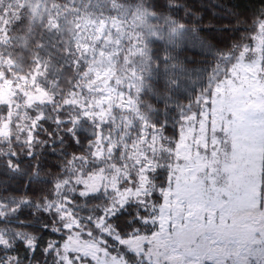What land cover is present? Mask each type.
Here are the masks:
<instances>
[{"label": "snow or ice", "instance_id": "obj_1", "mask_svg": "<svg viewBox=\"0 0 264 264\" xmlns=\"http://www.w3.org/2000/svg\"><path fill=\"white\" fill-rule=\"evenodd\" d=\"M115 5L109 12L119 17L125 11V22L143 9L142 17L156 25L139 46L147 71L154 69L162 81L155 88L147 86L155 100V107L149 108L156 117L149 121L137 115L142 158L122 179L123 160L112 164L110 172L101 166L86 176L80 169L79 179L69 180L67 165H102L111 162L118 149L108 144L109 136L103 141L107 157L103 151L84 154L76 131L78 118H61L74 102L65 101L56 109L55 139L44 128L47 117L41 113L27 133L30 147L25 153L4 154L9 172L20 176L21 188L44 194L11 208L0 200V224L11 225V213L18 225L31 229L27 240L19 232L11 240L7 232L0 234V264H47L49 257L56 258L54 264H81L82 257H90V264H128V256L136 264H264V4L251 16L225 0H199V11L193 10L191 0H115ZM205 10L223 22L206 20ZM44 27L57 30L60 22L49 17ZM0 32L7 36L4 28ZM225 33H231L227 40ZM83 57L71 66L83 68ZM14 63L9 56L4 61L7 71L0 70V81L9 88ZM46 72L37 54L31 77L39 93L36 99L54 104L55 96L48 98L37 83ZM139 79L136 90L143 95L144 77ZM106 123L102 119L96 125L97 142ZM41 129L51 139L42 152L57 153L53 145L58 142L75 146L55 179L45 174L35 150ZM8 138L12 139L10 132ZM87 145L93 148V141ZM112 175L116 182L106 183ZM41 182L46 189L36 187ZM78 200L93 202L94 210L78 217L71 207ZM73 235H86L90 242L73 248L68 243Z\"/></svg>", "mask_w": 264, "mask_h": 264}, {"label": "rangeland", "instance_id": "obj_2", "mask_svg": "<svg viewBox=\"0 0 264 264\" xmlns=\"http://www.w3.org/2000/svg\"><path fill=\"white\" fill-rule=\"evenodd\" d=\"M204 2L210 3V0ZM191 3L193 10L199 11V0H191ZM115 6V0H0V27L7 32L6 37L0 32V39L6 41L0 43V70L7 71L4 64L7 57L10 56L15 62L12 66L13 75L10 77L13 81L11 88L0 81V200L6 201L9 208L17 207L25 198L35 201L44 192H25L19 183L20 176L9 172L4 154L25 153L30 147L27 144V133L32 128V122L41 113L47 117L45 123L52 126L51 139H55L57 133L53 121L57 118L56 109L63 106L65 101L74 104L69 103L61 113V118H78L76 131L82 140L79 148L85 155L95 150L103 151L107 157L108 148L103 141L109 136L111 139L108 144L113 150L118 149L112 161L102 165L90 163L84 168L79 161L67 165L71 172L66 171L65 178L77 180L80 169H83L87 176L89 171L95 173L101 166L110 172L112 164L118 165L123 160L126 167L121 170L122 179L123 173L134 171L135 161L142 158V146L137 143V128L140 124L137 115H144L149 121L156 117L157 113L149 108V105L155 107V100L154 96L147 92V86L155 88L162 81L154 69L151 74L147 71L145 57L141 54L139 46L150 38V33L156 25L152 24L150 19L142 17L143 9L134 11L125 22V11H121L119 17L109 12V8ZM239 10L245 16L256 12L250 9ZM204 16L213 23L223 22L218 17H212L207 10L204 11ZM49 17L59 20V29L50 31L44 27ZM4 21L8 22L6 26ZM77 24L79 28L76 27ZM230 35L231 33H225L224 39L227 40ZM226 42L230 43V40ZM40 43H43L44 47H37ZM85 52L87 56L83 57ZM37 54L41 63L47 66V72L37 78V83L48 92V98L55 96L54 104H41L36 99L39 93L31 77ZM80 57H83L81 64L84 67L74 69L71 62ZM21 76L27 77V80L21 79ZM141 76L144 77L145 86L143 95L136 90L141 87ZM120 93H123V97ZM129 101L131 103H128ZM117 104L121 106L118 109L115 108ZM83 112L93 115L85 117ZM102 119L108 120V123L103 125V136L97 142L96 125L101 123ZM9 132L11 140L8 138ZM58 135L63 136L64 133L60 132ZM39 139L41 143L35 146V150L40 153V159L46 166L45 174L49 179H55L75 146H71L67 141L58 142L53 147L57 149V153L62 154L42 152L41 148L46 147L45 142L51 143V139L43 129L39 133ZM89 140L93 141V148L88 147ZM105 182L115 183L116 178L114 175L109 176ZM36 187L46 189L47 186L41 182ZM100 195L103 196V189ZM109 195H112L111 191ZM81 203L86 206L79 207ZM92 203L78 200L71 207L78 217H84L94 210ZM9 215L11 225L0 224V234L7 232L11 240L19 232L20 236L27 240V233L31 229L21 227L16 223L17 217L11 213ZM37 218L42 219L39 212ZM86 242H90L86 235L81 238L73 235L68 241L71 247L77 249L83 247ZM116 254V251H113V255ZM55 259L49 257L47 264H54ZM90 260V257H82L81 264H90ZM128 264L132 263L128 261Z\"/></svg>", "mask_w": 264, "mask_h": 264}, {"label": "trees", "instance_id": "obj_3", "mask_svg": "<svg viewBox=\"0 0 264 264\" xmlns=\"http://www.w3.org/2000/svg\"><path fill=\"white\" fill-rule=\"evenodd\" d=\"M225 2L230 3L238 9H250L256 12L260 9V6L264 4V0H225ZM45 125L47 129H52L49 123H45ZM48 238L49 237H45L44 239L47 240ZM127 259L132 264H136V261L131 256H128Z\"/></svg>", "mask_w": 264, "mask_h": 264}]
</instances>
